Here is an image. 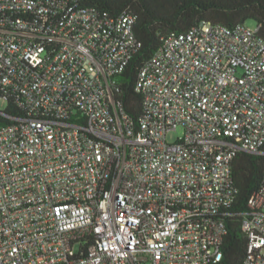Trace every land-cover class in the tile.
I'll list each match as a JSON object with an SVG mask.
<instances>
[{
    "label": "built area",
    "instance_id": "built-area-1",
    "mask_svg": "<svg viewBox=\"0 0 264 264\" xmlns=\"http://www.w3.org/2000/svg\"><path fill=\"white\" fill-rule=\"evenodd\" d=\"M135 21L0 0V264H216L238 216L242 264H264V177L230 210L236 154H264L259 26L166 36L137 74L134 122L116 97Z\"/></svg>",
    "mask_w": 264,
    "mask_h": 264
},
{
    "label": "trees",
    "instance_id": "trees-1",
    "mask_svg": "<svg viewBox=\"0 0 264 264\" xmlns=\"http://www.w3.org/2000/svg\"><path fill=\"white\" fill-rule=\"evenodd\" d=\"M86 6L117 17L131 13L136 17L134 34L141 44L124 72L117 77V101L124 113L134 122L142 115V95L135 82L140 68L161 48L163 39L184 32L201 21H211L231 28L253 21L259 26L264 40V0H84ZM16 115L11 107L6 111ZM11 112V113H10ZM264 152V146L262 147ZM232 181L237 190L230 210L239 215L248 210V199L256 192L264 177V154L237 153L231 165ZM241 218L227 221L224 256L216 264H242L246 238L240 230Z\"/></svg>",
    "mask_w": 264,
    "mask_h": 264
},
{
    "label": "rangeland",
    "instance_id": "rangeland-1",
    "mask_svg": "<svg viewBox=\"0 0 264 264\" xmlns=\"http://www.w3.org/2000/svg\"><path fill=\"white\" fill-rule=\"evenodd\" d=\"M245 24L247 26H250V27L255 25V23L253 21H247ZM181 133H182L181 129H177L175 132H172V133L167 135V140L169 142H173L175 140V138H177L178 136L181 135Z\"/></svg>",
    "mask_w": 264,
    "mask_h": 264
}]
</instances>
